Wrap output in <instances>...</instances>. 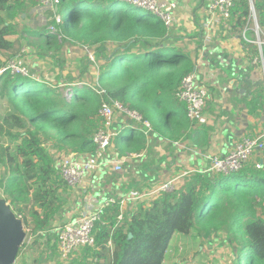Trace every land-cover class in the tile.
I'll list each match as a JSON object with an SVG mask.
<instances>
[{
    "label": "trees",
    "instance_id": "trees-1",
    "mask_svg": "<svg viewBox=\"0 0 264 264\" xmlns=\"http://www.w3.org/2000/svg\"><path fill=\"white\" fill-rule=\"evenodd\" d=\"M37 3L0 0V52L14 47L10 36L18 31L11 21ZM253 8L264 39V0H253ZM58 11L64 12L59 27L66 38L96 46L101 62L96 84L105 93L100 95L90 85H70L73 93L67 97L65 89L61 92L33 77L0 73V97L11 105L0 118V138H7L6 145H0V196L26 227L33 223V233L42 230L66 202L67 186L58 169L61 157L86 158L93 153L92 134L100 125L102 99L120 101L154 129L160 123L169 129L175 121L182 126L188 122L175 94L194 66L160 20L134 7L126 9L117 0H61ZM252 23L247 0H234L230 28L236 31ZM42 28L37 36L45 55L58 39ZM248 45L256 51L255 45ZM165 101L176 102L172 116L167 108H159ZM114 141L116 150L139 153L145 136L123 129ZM257 203L264 204V151L230 174L194 173L180 188L159 193L149 206H136L121 222L119 208L108 209L94 225V246L81 247L71 264H89L88 260L161 264L172 236L191 231L199 236L225 232L235 249L232 264H264V216L258 214Z\"/></svg>",
    "mask_w": 264,
    "mask_h": 264
},
{
    "label": "crops",
    "instance_id": "crops-1",
    "mask_svg": "<svg viewBox=\"0 0 264 264\" xmlns=\"http://www.w3.org/2000/svg\"><path fill=\"white\" fill-rule=\"evenodd\" d=\"M169 1L175 3V23L168 37L188 40L187 44L171 41L182 48L187 45L184 50L186 58L193 63L192 71L197 75L198 84L207 89L203 118L191 122L186 115L188 122L184 126L175 121L169 129L167 124L160 123L159 129H154L151 124V130L145 133L141 124L117 113L114 126L118 133L123 129L144 133L145 144L141 152L116 150V142L113 141L103 164L86 174L76 186H67L64 207L52 215L42 230L32 232L33 241L43 242L47 236L53 244H57L55 230L59 225L83 212L95 210L105 198H123L133 193L153 191L169 180L178 189L194 173H210L207 154L224 155L243 137L264 131V68L259 62L258 39L252 30L254 22L233 31L228 22L224 23L220 17L207 11L206 0ZM124 6L129 5L124 3ZM138 10L142 15L150 14ZM26 13L19 17L22 20L20 23L30 25L28 32L36 37L43 27L42 22L46 23L50 14L43 13L45 18L41 20V13L36 8ZM248 44L255 45L256 51H252ZM66 53L74 56L75 51ZM88 70V75L84 76L87 79L91 67ZM83 75H86L85 71ZM176 101L181 104L183 113L186 112L185 105ZM175 103L165 101L159 108H167L165 110H169L172 116V105ZM119 163L121 169L116 171L114 166ZM152 198L128 201L120 209L123 217L138 205L149 206ZM112 207L106 208L105 212ZM28 227L32 231L33 223L25 228ZM182 244L184 251L179 254ZM169 246L161 264H197L202 261L207 264V257L213 264H232L235 261V249L222 231L209 236H199L195 231L187 235L176 233ZM195 255L200 257V261L193 260ZM20 257L18 252L14 264H22L23 257Z\"/></svg>",
    "mask_w": 264,
    "mask_h": 264
},
{
    "label": "built area",
    "instance_id": "built-area-1",
    "mask_svg": "<svg viewBox=\"0 0 264 264\" xmlns=\"http://www.w3.org/2000/svg\"><path fill=\"white\" fill-rule=\"evenodd\" d=\"M126 5L132 6L137 9L145 10L146 12L155 16L160 20L166 29L169 31L175 23L174 8L175 3L169 0H117ZM207 11L220 17L224 23L227 24L231 10L233 8L234 0H206ZM61 0H39L36 8L41 13L40 19L44 20L45 12L50 14L49 20L43 26L47 33L55 35L57 39L61 38L62 32L59 24L62 19L58 12ZM149 14V15H150ZM250 16L253 19V30L258 39L257 44L260 47L259 62L264 68V53L262 52L263 41L261 39V31L256 23L254 8L250 9ZM10 71L12 74H20L23 76H30L28 69L18 59L14 58L6 63L3 68H0V73L3 71ZM27 70V72H26ZM34 78V77H33ZM198 78L195 72H190L185 75L177 88V100L182 102L186 108L187 118L191 122H198L203 118V108L207 98V89L200 86L197 82ZM92 88L103 95L105 91L98 86L92 85ZM70 97L71 94H67ZM121 113L129 120L139 123L144 128V132L151 130L149 121L142 118V116L135 110H130L116 99L105 100L102 99L98 109V117L100 118V125L95 129L92 134V141L94 150L91 155L86 158L65 156L60 159L58 169L59 174L64 180L66 186L74 187L82 178L96 170L101 164L104 163L108 148L118 135V130L114 126L115 115ZM264 151V131L253 136L243 137L241 140L233 144L231 149L224 155L207 154L210 161L209 171L220 174H230L242 168V166L249 161L256 154ZM116 171L121 169V164L114 166ZM175 189L171 180L158 186L153 191H144L141 193H133L126 195L123 198L108 197L103 199L99 207L90 212H83L77 217L63 222L55 230L57 252L60 260H65L74 255L83 246H94L93 228L96 222L102 221V216L105 209L111 206H118L119 213L117 221L121 222L123 219L122 211L120 210L128 201H136L139 199H146L154 197L155 199L161 192H170ZM151 200V201H152ZM20 217V216H19ZM26 232L28 229L25 228ZM31 230V229H30ZM27 235V234H26ZM110 244V242H108ZM24 245V243L22 244Z\"/></svg>",
    "mask_w": 264,
    "mask_h": 264
},
{
    "label": "rangeland",
    "instance_id": "rangeland-1",
    "mask_svg": "<svg viewBox=\"0 0 264 264\" xmlns=\"http://www.w3.org/2000/svg\"><path fill=\"white\" fill-rule=\"evenodd\" d=\"M247 2L250 12V9L252 8V0H247ZM127 8L130 9L129 6H127L126 9ZM29 9L30 7L23 13L27 14L26 12H28ZM58 12L61 16V19L63 20L64 12ZM30 17H32L33 19L35 18L32 14L30 15ZM25 18H27V16H25ZM20 22H22V20H20L19 18H15L11 21L12 24L16 25V30L18 31V33H14L10 36V39L15 42L14 47L10 50L0 52V63L2 64L1 68H3L5 64L10 62L12 59L18 58L25 65V69H28V71L30 72V76H33L36 80L39 79L40 81H44L48 85L56 86L61 92L63 89H65V95L73 93L72 89H70L69 87L70 85H77V87H86V85L92 86L96 83L98 67L99 63H101L97 60L98 53L95 50L96 46L75 44L68 38H66L64 34H62L61 38L58 39L57 44L54 45V48L49 50L51 52L43 55L41 54L43 53V51L40 48V41L38 40V36H31L28 32V29H30L31 26L26 25V23ZM171 40L177 42L179 41L182 44L188 43V40L186 39L182 40L179 38H172ZM106 45L109 47L107 49L109 51L111 44L107 43ZM186 47L187 45H183V48H181L185 50ZM66 51H75V54H73L74 56H72L71 53H66ZM182 59L185 60V58L183 57ZM89 67H91V72L90 77L87 79L84 76L88 75ZM84 71L86 72V75H83ZM9 109H11V105L9 104L7 99H5V97H0V118L3 117ZM6 142L7 138H0V145H6ZM2 172L3 169L0 165V177ZM255 206L257 208L258 214L264 216V204L257 203L255 204ZM25 214L26 218H28V220H31V218L29 217V211H27ZM29 227L31 228V226ZM29 227L27 232L28 234L26 235V238L24 240V245H22V248H20L19 251L21 256L20 259H22L23 257L22 264L72 263L73 258L76 254L72 255L68 259L60 260L58 255L56 254V246L52 243L51 239L47 238V236L45 237L46 240H44L43 242H39V240H37L36 244L33 243V233L29 229ZM183 251L184 245L182 244V249L179 254H181ZM195 251L198 252L197 247L195 248ZM174 255H176V252L174 253ZM193 260L200 261V257L195 255ZM88 262L89 264L92 263L90 262V260H88ZM200 263L201 262H198L197 264ZM201 264H206V261H202ZM207 264H213L209 257H207Z\"/></svg>",
    "mask_w": 264,
    "mask_h": 264
},
{
    "label": "water",
    "instance_id": "water-1",
    "mask_svg": "<svg viewBox=\"0 0 264 264\" xmlns=\"http://www.w3.org/2000/svg\"><path fill=\"white\" fill-rule=\"evenodd\" d=\"M251 5L253 6V0ZM26 234L22 219L15 214L5 198L0 196V264L15 263ZM128 236L131 237V233Z\"/></svg>",
    "mask_w": 264,
    "mask_h": 264
}]
</instances>
